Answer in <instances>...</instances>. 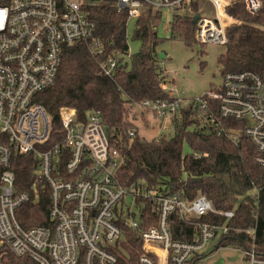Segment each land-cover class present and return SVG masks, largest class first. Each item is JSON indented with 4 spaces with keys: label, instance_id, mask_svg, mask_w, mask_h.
Returning <instances> with one entry per match:
<instances>
[{
    "label": "built area",
    "instance_id": "1",
    "mask_svg": "<svg viewBox=\"0 0 264 264\" xmlns=\"http://www.w3.org/2000/svg\"><path fill=\"white\" fill-rule=\"evenodd\" d=\"M190 1L116 0V6L137 20L146 7L183 9ZM208 1L216 16L199 15L196 40L203 45L227 43V12L235 2L241 1L251 13L260 8V0ZM85 3L0 0V264H11L13 258L21 260L19 264H118L111 249L123 239L124 227L139 233L142 254L138 264H199L211 254L203 253L211 243L239 232L229 225L235 218L233 210H217L204 196L188 201L164 195L147 184L121 185L117 179L121 155L111 147L100 112L80 120L74 109L62 108V139L49 143L52 119L37 96L55 84L64 50L93 37L96 23ZM93 43L94 52L102 55L101 43ZM100 68L111 76L118 68L117 59L105 56ZM204 96L197 103L203 108L208 101L218 103V116L227 123L217 134L225 132L235 146L248 139L256 147V162L264 167V75L228 72L220 87ZM141 106L166 117L174 114L178 103L156 101ZM211 120L217 117L212 114ZM28 155L38 161L37 180L31 191L18 192L14 159ZM46 192L51 225L23 228L17 221L18 210L23 205H38ZM138 200L149 201L157 213L156 224L144 230L141 225L149 224V216H144L146 206ZM174 214L184 221L209 214L225 220L197 221L193 240L179 241L170 227ZM243 232L255 239L256 229ZM238 251L242 264H264V252L255 244Z\"/></svg>",
    "mask_w": 264,
    "mask_h": 264
},
{
    "label": "trees",
    "instance_id": "2",
    "mask_svg": "<svg viewBox=\"0 0 264 264\" xmlns=\"http://www.w3.org/2000/svg\"><path fill=\"white\" fill-rule=\"evenodd\" d=\"M191 12L173 17L170 23L171 39L182 41L187 47L200 44L196 40L197 16L202 15L198 0H191ZM87 9L96 23L92 38L66 48L55 84L40 93L37 101L52 119L53 133L50 144L59 143L63 136L60 119L62 108L77 112L80 120L88 113L100 112L108 131L111 147L120 152L122 165L117 179L125 187L147 184L162 194L178 196L182 200L206 197L217 210L235 212L229 223L237 231L218 241L217 246L228 245L251 248L253 244L264 252V167L255 157L256 147L244 139L238 146L230 142L225 132V120L218 116V103L208 101L207 108L197 101L174 114V135L148 141L140 138L137 128L129 119V108L144 102L164 101L179 103L165 88L166 75L161 67L158 46L161 40L157 28L162 24L163 13L146 7L137 19L134 40L141 43L139 51L129 54L128 23L126 11L119 10L116 0H86ZM232 20L226 27L225 52L218 64L222 76L228 72H254L264 75V0L256 13L249 12L241 2L228 9ZM94 40L103 46V54L94 51ZM117 59L118 68L111 76L102 73L100 65L104 57ZM203 98L205 96H202ZM217 120L211 122V115ZM134 132V136H130ZM190 148L184 154V146ZM38 161L32 156H16L13 171L18 192L31 191L36 182ZM138 200L146 206L141 228L155 225L157 213L149 201ZM48 193L41 194L38 205H23L17 212V221L25 229L50 226ZM223 217L209 214L200 220H181L176 214L170 217L173 238L192 241L196 235L197 221L223 223ZM256 229L255 239L243 232ZM123 239L112 247L118 264H138L142 254L139 233L126 227ZM216 246V247H217ZM215 247V248H216ZM21 260L11 259V264Z\"/></svg>",
    "mask_w": 264,
    "mask_h": 264
},
{
    "label": "rangeland",
    "instance_id": "3",
    "mask_svg": "<svg viewBox=\"0 0 264 264\" xmlns=\"http://www.w3.org/2000/svg\"><path fill=\"white\" fill-rule=\"evenodd\" d=\"M198 1L203 11L202 15L215 18V8L212 3L208 0ZM161 12L163 13V19L162 24L157 28V33L161 40L158 46V54L165 56L164 59L160 60L161 67L166 75V85L164 86L171 97L178 100L177 109H184L188 107L189 103L201 98L210 90L220 87L223 83L218 58L225 52V46L195 44L193 47H187L182 41L171 39L170 22L172 18L191 12L190 5H186L183 9H164ZM136 22V19H129L128 23L130 55L137 53L141 47V43L134 40ZM177 109L174 114L177 113ZM129 111V119L136 126L140 138L152 141L162 136L170 138L174 135L172 123L174 114L158 117L150 110L142 108L141 105L130 107ZM176 116H178V113ZM189 153L190 148L185 144L184 154ZM126 202L129 205L133 203L130 198H127ZM134 208L137 213L139 209ZM217 244L218 241H215L203 250L205 255L210 252L211 254L199 264H242V253L238 251L240 248L228 245L226 247L221 246L217 250L215 249Z\"/></svg>",
    "mask_w": 264,
    "mask_h": 264
},
{
    "label": "water",
    "instance_id": "4",
    "mask_svg": "<svg viewBox=\"0 0 264 264\" xmlns=\"http://www.w3.org/2000/svg\"><path fill=\"white\" fill-rule=\"evenodd\" d=\"M199 19V16H197V18H196V21ZM165 58V56L163 55V54H159V59L160 60H162V59H164Z\"/></svg>",
    "mask_w": 264,
    "mask_h": 264
},
{
    "label": "crops",
    "instance_id": "5",
    "mask_svg": "<svg viewBox=\"0 0 264 264\" xmlns=\"http://www.w3.org/2000/svg\"><path fill=\"white\" fill-rule=\"evenodd\" d=\"M231 21H232L231 19H230V21L228 20V22H231ZM215 249H217V250H218V249H219V247L217 246Z\"/></svg>",
    "mask_w": 264,
    "mask_h": 264
},
{
    "label": "snow or ice",
    "instance_id": "6",
    "mask_svg": "<svg viewBox=\"0 0 264 264\" xmlns=\"http://www.w3.org/2000/svg\"><path fill=\"white\" fill-rule=\"evenodd\" d=\"M0 15H2V13H0Z\"/></svg>",
    "mask_w": 264,
    "mask_h": 264
}]
</instances>
